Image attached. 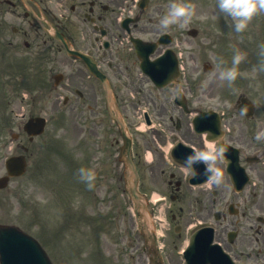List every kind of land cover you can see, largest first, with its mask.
<instances>
[{
  "label": "rangeland",
  "instance_id": "obj_1",
  "mask_svg": "<svg viewBox=\"0 0 264 264\" xmlns=\"http://www.w3.org/2000/svg\"><path fill=\"white\" fill-rule=\"evenodd\" d=\"M192 3H196L197 6H200L199 12L204 14L206 13L205 6H215L214 0H191ZM207 14V13H206ZM41 68V67H39ZM34 72V69L31 71ZM22 99L13 100V106L15 112L17 113V121L21 113L26 112L30 105L26 102H21ZM34 109L43 110L46 113L52 111L51 108H45L43 102H39L34 105ZM62 121V120H61ZM77 125V124H76ZM66 128L71 129V133L59 137V133ZM53 133L52 135H50ZM80 130L77 126L71 122L60 125H49L45 136L37 137L33 142L30 143V156L31 168L28 175L22 180L13 182L8 189L0 191V222H9L4 220L5 218H18L21 217L26 222L32 220V216L35 213V202L34 200H40L42 196L48 197L52 185L50 184L51 180L55 181V174L64 170V164L62 161V154L70 153L76 159H78V151L80 149V140H79ZM18 141L8 142V146L3 150L4 153H10L15 150ZM19 142L26 143V138L22 137ZM55 150V155H57V167L59 168L58 172L53 171L51 165L56 162L48 163L46 170L38 177L35 175L34 159L37 154H39L44 149ZM18 149V148H17ZM51 158V156H50ZM49 158V160H50ZM3 172V168L0 164V174ZM24 200V201H23ZM68 237H64L63 241L67 246ZM52 242V241H51ZM79 242V241H78ZM79 245V243L77 244ZM52 247V246H51ZM58 251H61V242L57 244ZM53 248V247H52ZM68 248V246H67ZM69 249V248H68ZM80 253V252H79ZM79 253L77 257L79 259ZM58 264H68L69 260L64 259L58 253L56 254ZM79 255V256H78Z\"/></svg>",
  "mask_w": 264,
  "mask_h": 264
},
{
  "label": "clouds",
  "instance_id": "obj_2",
  "mask_svg": "<svg viewBox=\"0 0 264 264\" xmlns=\"http://www.w3.org/2000/svg\"><path fill=\"white\" fill-rule=\"evenodd\" d=\"M216 7L219 14H224L225 19L231 18L234 23L236 32H243L252 21V19L260 12L264 11V0H217ZM196 5L191 0H172V3L166 12L159 17V24L162 27H168L172 24L186 23L187 20L195 14ZM205 18V17H202ZM264 48V46H262ZM245 58V54L236 52L232 58V66L221 67L219 77L222 81L229 84L234 82L240 74L238 65ZM223 58L218 60V65H223ZM264 71V64L258 68ZM202 86L206 87V83L202 82ZM256 140H264V132L257 133ZM227 149L222 142L221 137H216L214 142L208 143L203 150H194L187 155L184 160V166L190 170L192 175H199L197 165L203 163L205 165L204 172L214 183L219 184L223 179V171L215 166L217 163H227L225 155ZM79 178L87 182L89 188L94 187L96 172L93 169L81 167L79 170Z\"/></svg>",
  "mask_w": 264,
  "mask_h": 264
},
{
  "label": "flooded vegetation",
  "instance_id": "obj_3",
  "mask_svg": "<svg viewBox=\"0 0 264 264\" xmlns=\"http://www.w3.org/2000/svg\"><path fill=\"white\" fill-rule=\"evenodd\" d=\"M4 1H7V0H0L1 3ZM9 1L12 2V6L14 8L16 7L22 8V5L19 0H9ZM74 1L75 3H78L80 6L86 5V0H74ZM37 2L38 4L35 5V8H37L45 18H49L50 16L49 6L47 4L43 5L38 0ZM118 11H119V8L115 9L114 7L111 8L109 11L107 10L105 11L102 1L95 0V1H92V6L90 8L88 7V9H86L85 11L83 10V12L79 11V13H76L74 18L76 19L79 18V19H82L83 21H87L86 17L88 16V19H90V21H92L93 24L95 23H97V25L105 24L110 29L109 38L113 42L114 47L118 45L116 46V48L118 49H117V53H116L117 56H116L115 61H116V69L120 71L128 66V64L126 63V60L128 58L126 59L124 58L125 51H123V48L120 45H123L124 43H127V42L129 43V40L126 37V35H124L118 29L117 21H116L117 16H118ZM20 24L27 25L29 29L38 27L37 23L30 16H27L26 13H24V16L21 17ZM20 33L24 36H27L28 34L27 31L23 29H20ZM129 54L130 56L132 55L130 52L128 53V55Z\"/></svg>",
  "mask_w": 264,
  "mask_h": 264
}]
</instances>
